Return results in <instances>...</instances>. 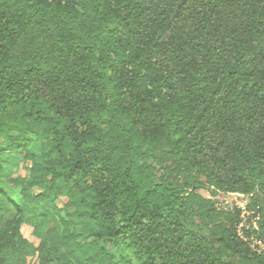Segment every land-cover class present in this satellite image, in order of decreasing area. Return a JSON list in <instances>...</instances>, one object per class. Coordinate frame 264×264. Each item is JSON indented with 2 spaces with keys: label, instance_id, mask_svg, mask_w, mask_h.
<instances>
[{
  "label": "trees",
  "instance_id": "16d2710c",
  "mask_svg": "<svg viewBox=\"0 0 264 264\" xmlns=\"http://www.w3.org/2000/svg\"><path fill=\"white\" fill-rule=\"evenodd\" d=\"M1 183L0 264H264V0H0Z\"/></svg>",
  "mask_w": 264,
  "mask_h": 264
},
{
  "label": "rangeland",
  "instance_id": "374dc122",
  "mask_svg": "<svg viewBox=\"0 0 264 264\" xmlns=\"http://www.w3.org/2000/svg\"><path fill=\"white\" fill-rule=\"evenodd\" d=\"M16 174H25V169L20 164L19 170H16ZM0 186L3 189V193L0 194V219L7 220L14 215V208L10 204V200L18 202L20 197L18 195L17 190L13 189L10 184L8 183H1ZM202 195L209 197L216 201L218 206L225 207V208H232L237 204L246 205V198L244 196H234L230 193H219L217 195L211 196L208 191L201 189L199 191ZM250 213V211L248 212ZM22 235L32 241L34 244L38 243V239L32 234V226L29 224L24 223L21 227ZM123 253H128L130 255L129 250L125 249L124 247L119 248ZM30 262H35V257L30 259ZM135 262V261H134Z\"/></svg>",
  "mask_w": 264,
  "mask_h": 264
},
{
  "label": "built area",
  "instance_id": "2783aa9c",
  "mask_svg": "<svg viewBox=\"0 0 264 264\" xmlns=\"http://www.w3.org/2000/svg\"><path fill=\"white\" fill-rule=\"evenodd\" d=\"M230 194H233L234 196H242L237 193ZM236 207L240 209V221L235 226L237 236L246 242L247 245L257 254L264 256V243L252 232V230H257V217H254L250 222H247L245 217L250 213H248L249 211L246 209V206L243 204H237Z\"/></svg>",
  "mask_w": 264,
  "mask_h": 264
}]
</instances>
